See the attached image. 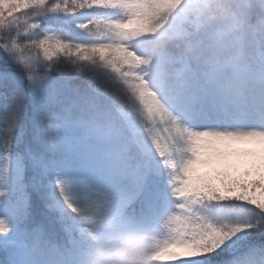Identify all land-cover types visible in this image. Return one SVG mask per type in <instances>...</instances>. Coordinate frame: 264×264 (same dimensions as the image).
<instances>
[{"label":"snow or ice","instance_id":"6c2138e0","mask_svg":"<svg viewBox=\"0 0 264 264\" xmlns=\"http://www.w3.org/2000/svg\"><path fill=\"white\" fill-rule=\"evenodd\" d=\"M205 3L0 0V264H264V49L224 101L161 80Z\"/></svg>","mask_w":264,"mask_h":264},{"label":"clouds","instance_id":"9594fccd","mask_svg":"<svg viewBox=\"0 0 264 264\" xmlns=\"http://www.w3.org/2000/svg\"><path fill=\"white\" fill-rule=\"evenodd\" d=\"M155 43L157 54L168 60L161 76L167 87L180 95L224 101L264 49V0H206L181 33L161 35ZM145 251L150 249L145 246ZM84 261L109 264L97 251L86 252Z\"/></svg>","mask_w":264,"mask_h":264}]
</instances>
